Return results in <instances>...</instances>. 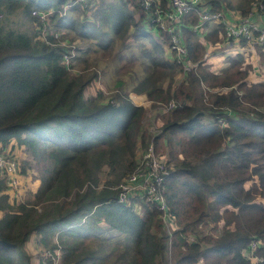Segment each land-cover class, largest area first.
Wrapping results in <instances>:
<instances>
[{
  "label": "trees",
  "instance_id": "16d2710c",
  "mask_svg": "<svg viewBox=\"0 0 264 264\" xmlns=\"http://www.w3.org/2000/svg\"><path fill=\"white\" fill-rule=\"evenodd\" d=\"M223 1L202 5L226 8ZM254 2L228 6L247 15ZM256 2L264 13V0ZM198 19L189 11L177 29L197 62L177 84L172 34L142 0H0V151L9 145L21 172L34 168L37 181L14 201L0 179V264H34L33 242L49 249L48 264L57 248L63 264H264V80H248L253 66L243 52L213 70L203 56L225 43L223 24L206 23L199 35ZM25 21L28 31L15 25ZM257 46L264 60V43ZM91 52H110L111 61L100 70ZM99 79L111 92L90 91ZM131 93L181 104L151 136L146 108ZM151 137L157 148L171 146L161 190L172 227L146 194L119 199L118 185ZM185 145H195L196 160Z\"/></svg>",
  "mask_w": 264,
  "mask_h": 264
},
{
  "label": "built area",
  "instance_id": "2783aa9c",
  "mask_svg": "<svg viewBox=\"0 0 264 264\" xmlns=\"http://www.w3.org/2000/svg\"><path fill=\"white\" fill-rule=\"evenodd\" d=\"M147 9L149 18L154 21L161 29L170 32L171 50L176 63L181 67L180 74L185 78L187 73L192 71L197 62L188 56V49L184 39L177 29L183 21L184 16L192 10L198 11L199 19L193 22L192 29L201 33L206 23H222L223 35L227 51L232 55L239 52L254 51L253 46L264 43V26L255 20V12L243 15L234 10L212 9L210 6L202 5L203 0H167L169 6L162 5V0H142ZM261 7H264L261 4ZM34 13H37L35 10ZM45 13L38 16L44 20ZM69 55V54H68ZM212 55V50L207 49L203 59H208ZM257 75H261L260 70ZM181 102L172 99L168 104H164V109H170L180 105ZM154 142H150L147 150L142 154L135 170L124 180L120 187L119 199L121 202L128 201L130 195H147L148 199L155 200L163 210L164 222L168 226H173L174 218L168 211L167 201L161 190L163 179L168 175V168L165 162L155 154ZM156 148V147H155ZM9 145L0 151V179L4 180L8 189L16 192L21 190V166L15 156H11ZM256 243H253L255 245ZM50 256V252H48ZM62 253L61 248H57L56 256L58 259Z\"/></svg>",
  "mask_w": 264,
  "mask_h": 264
},
{
  "label": "rangeland",
  "instance_id": "374dc122",
  "mask_svg": "<svg viewBox=\"0 0 264 264\" xmlns=\"http://www.w3.org/2000/svg\"><path fill=\"white\" fill-rule=\"evenodd\" d=\"M228 1H231L233 3V6L239 4V3H245L246 0H224L223 3L225 5L226 8H220V9H227L230 8L229 10H234L236 11V13H239L238 10H236L233 7H229L228 6ZM257 5L258 3L254 2V8L252 9L251 13H254L257 11V13L255 14V21L256 22H260L262 24H264V13H261L257 10ZM169 4L167 2L166 7H168ZM240 14V13H239ZM22 17L21 14L17 13L14 14L12 16V18H15L16 20L20 19ZM187 23V22H186ZM16 26H19L21 28V30H26L28 31V28L30 29V22L25 21L24 23L21 22H16L15 23ZM158 31V29H157ZM203 32V30H202ZM201 32V33H202ZM79 41L81 42L82 45H86V40L83 38L82 36H79ZM130 40V38H129ZM159 40H162V38H159ZM123 39H121L120 41L117 42V46H119L120 44H122ZM65 44L67 42H64ZM212 50V55L209 57V62L212 65L213 70H218L221 69L225 66V64L228 62L230 56L232 55L230 52L227 51V47L224 45H218V46H211L209 47ZM259 46H257V44L255 46H253L254 51L252 52V50H247V52H245L244 56L247 62H251L253 68L250 71L248 80L250 82H258V81H262L264 80V60L261 58V55L259 53L258 50ZM103 50V49H102ZM95 53L91 52L88 55V58H91L92 56H94ZM111 54L110 52L107 54L106 56H103L102 53H99L98 55H95L92 58V61H95L96 57H99L98 63H97V67L98 69H102L104 66L108 65L109 61H111ZM77 62H80V64L78 65L79 67H82L84 65L83 62H81L80 60H77ZM92 62V64H93ZM95 63V62H94ZM211 68V69H212ZM77 69V68H76ZM260 70L261 75H257V71ZM180 71V70H179ZM101 76H103L101 74ZM183 76V74L179 72V75H177V84L180 83L181 81V77ZM103 89L106 93H109L111 91H109L108 87H105L104 82L99 79L96 80L94 82V84L90 87V91L92 92H96V90L98 89ZM229 87L228 86H224V87H214L211 89V92H217V91H227ZM132 100L138 104V105H143L146 108V112L145 115L142 119V123H144L145 127H147V129L149 130V134L152 136L153 134L159 133L160 132V128L162 126V122H164V116H165V112H167L169 109H164L162 106L164 105L163 102L161 101H153L151 99L148 98V96L146 94H136V93H131L130 94ZM172 100V99H171ZM175 100V99H174ZM177 101V100H176ZM166 104V103H165ZM154 142V149H155V154L158 155L162 162H165L167 164V168H168V174L170 173V169L173 163H170L169 160H172V154H171V146L170 144L166 145L165 148L163 146H158L157 148V144L155 142V140H153V138L151 137V142ZM161 148V149H160ZM195 145H185L184 149L186 150V152H188V154H190L189 158H192L193 160H196V152L194 150ZM16 150L18 151L19 148ZM138 162L141 159L142 154L147 150L146 146L143 147H139L138 149ZM19 153L21 154L23 160L25 159V155L26 153L20 148ZM173 161V160H172ZM174 162V161H173ZM35 169L34 168H28L26 173H22V177H21V190L20 192L16 191H11L10 197L12 198V200L14 201H23L25 200L31 193L32 190L35 189V186L37 184V181L35 180ZM136 193H134L132 196H134ZM261 200V199H258ZM264 200V199H262ZM134 208H140V201H136ZM166 224V223H165ZM224 222L220 223V228H213V234L215 236H217L220 233V229L223 228L224 226ZM166 227H172V226H168L166 224ZM203 227H205V232L210 234L211 230L210 228H212V225H204ZM259 242V241H258ZM28 252L30 253V255L32 256L33 262L34 264H48V260H47V255H49V249L43 245V244H37L35 242L31 243L28 246ZM54 259V264H63L62 261H60V259H58L57 257H53ZM200 264H205V262H200Z\"/></svg>",
  "mask_w": 264,
  "mask_h": 264
},
{
  "label": "crops",
  "instance_id": "0c3cea01",
  "mask_svg": "<svg viewBox=\"0 0 264 264\" xmlns=\"http://www.w3.org/2000/svg\"><path fill=\"white\" fill-rule=\"evenodd\" d=\"M255 18V17H254ZM260 24H262V23H260ZM206 27V26H205ZM199 35H201V33H199Z\"/></svg>",
  "mask_w": 264,
  "mask_h": 264
},
{
  "label": "clouds",
  "instance_id": "9594fccd",
  "mask_svg": "<svg viewBox=\"0 0 264 264\" xmlns=\"http://www.w3.org/2000/svg\"><path fill=\"white\" fill-rule=\"evenodd\" d=\"M203 2H204V0H203ZM225 10H229V9H225ZM181 24V23H180Z\"/></svg>",
  "mask_w": 264,
  "mask_h": 264
}]
</instances>
